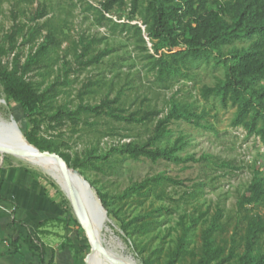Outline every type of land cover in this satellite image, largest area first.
I'll use <instances>...</instances> for the list:
<instances>
[{
	"label": "rangeland",
	"instance_id": "rangeland-1",
	"mask_svg": "<svg viewBox=\"0 0 264 264\" xmlns=\"http://www.w3.org/2000/svg\"><path fill=\"white\" fill-rule=\"evenodd\" d=\"M101 1L3 0L0 4V42H5L15 17L17 22L31 26L35 24L32 17L37 10L44 8L46 15L38 22H48L49 27L56 28L63 41L59 48L49 53L45 62L48 65L31 73L30 77L42 90L60 79L61 93L55 99L56 105L76 109L80 104L97 105L109 98L118 99L113 105L124 115L160 112L143 123L117 120L105 114H83L75 130L70 125L61 130L70 148L60 152L67 156L73 169L78 168L71 165L88 151L101 156L119 143L147 142L158 120L168 114L173 103L195 113L197 117H193L192 122L172 120L168 125L169 135L157 144L159 149L172 150L175 161L114 158L101 170L91 169L85 176L96 182L95 188L109 203L111 231L108 237L113 236L121 242L123 253L140 264L144 261L197 264L204 247L205 231L220 211L223 213L222 228L210 238L218 256L209 264H240L246 251L244 235L249 218L255 213L264 217V197L257 203L247 204L246 209L238 207V201L250 195L248 189L255 178L264 179V139L258 131L250 134L243 125L234 123L238 104L228 101L225 105L218 96H204L205 88L215 87L224 79L222 66L203 63L190 69L179 68L187 77L175 82L160 81L152 62L168 52V44L149 36L142 15L132 17L130 5L117 8L108 16L114 21L138 25L141 32L134 28L114 30L110 22L100 24L96 13L87 7L89 3L98 5ZM46 33L44 30L43 34ZM82 37L95 41H85L92 43L88 54L80 58L83 45L78 40ZM42 40L40 38L38 43ZM22 42L23 38L19 37L15 52L22 53L24 62L35 52L38 43L33 47V44L23 45ZM246 46L248 42L224 46L223 53L229 55ZM105 50L108 54L99 63L84 65V61ZM13 56L11 53L2 58L10 68ZM0 99L7 102L0 105V115L7 120L14 116L22 131H29L27 113L9 98L2 80ZM59 132L43 130L42 135L51 137ZM156 175L171 177L178 183L165 181L154 185L147 194L143 191L125 195L134 183ZM33 197L56 206L59 214L41 220L45 222L39 226L41 221H34L23 212L27 201ZM28 228L41 241L45 234L53 235L48 240L47 258L52 250H61L62 244L74 245L80 248H68L76 262L87 264L90 243L60 186L41 169L11 153L0 152V252L12 257L10 264L39 263L38 254L24 243ZM16 238L20 245L14 252L12 242ZM252 256H264V234L254 246Z\"/></svg>",
	"mask_w": 264,
	"mask_h": 264
},
{
	"label": "trees",
	"instance_id": "trees-1",
	"mask_svg": "<svg viewBox=\"0 0 264 264\" xmlns=\"http://www.w3.org/2000/svg\"><path fill=\"white\" fill-rule=\"evenodd\" d=\"M3 0H0V4ZM130 5L131 15L141 14L148 26L149 36L166 42L168 52L154 58L153 69L157 70L160 81L175 82L187 77L179 68L190 69L203 63L206 65L222 66L225 70L224 79L215 87H207L204 96H218L223 104L232 101L239 105L235 121L236 125H243L250 134L258 131L264 139V0H103L98 5L88 4L87 9L96 13L100 24L112 23L114 30L128 31L134 28L141 32V27L128 22L114 21L109 17L117 8ZM46 15V9H38L32 17L34 25L17 22L5 35V42H0V80L4 83L9 98L18 102L28 116L29 131H23L30 143H34L41 150L59 153L69 164L67 156L60 152L63 148H70L68 141L63 139L61 130L65 126H78L83 114L108 115L117 120L130 123H143L157 117L159 111L134 112L124 115L122 110L113 104L118 99H104L97 105L80 104L76 109L66 105H56L55 99L61 93L58 85L60 79L44 90L30 77V74L41 70L47 65V57L52 49L59 48L63 41L56 28L49 27L48 22L43 24L38 20ZM27 29V31H26ZM44 30L47 31L43 34ZM23 38V45H37L40 38L42 42L34 53H30L22 62V53L15 52L18 47V38ZM79 44L83 45L82 53L78 56L85 57L92 42L85 43V38H80ZM248 46L232 51L229 55L223 53L224 46L235 43H247ZM159 52V50H157ZM14 53L11 68L4 63L3 57ZM108 54L102 51L96 56L84 61V65L99 63ZM67 81V77L65 78ZM195 113L183 110L173 103L168 114L160 118L154 128L153 135L145 143L134 141L119 143L101 156H96L93 151H88L83 158H78L71 166L78 168L85 176L91 169L101 170L104 165L110 164L114 158L124 159H150L154 162L160 159L176 160L172 150H162L157 147L159 141L169 135L168 125L172 120L184 119L192 122ZM261 124V127H259ZM43 130L58 132L46 137ZM119 160V159H117ZM70 165V164H69ZM226 165V164H225ZM86 177V176H85ZM87 178V177H86ZM88 179V178H87ZM89 180V179H88ZM90 181V180H89ZM165 181L178 183L171 177L156 175L147 177L141 182L134 183L126 191V196L131 193H149L154 185ZM94 187L96 182L90 181ZM250 195L238 201L239 210L246 209L249 203H257L264 197V179L256 177L250 185ZM102 203L108 210L109 203L97 190ZM110 211L108 210V214ZM223 213L220 211L214 217L211 225L205 231L204 247L201 258L197 264H209L218 256L213 250L210 238L214 232L220 230ZM15 222L13 219L12 223ZM45 221L39 222L42 226ZM22 224V223H21ZM24 225V224H23ZM27 227V226H26ZM24 243L30 251L37 253L40 258L37 264H55L56 251H51L47 258L48 248L40 237L28 228ZM264 234V217L255 213L249 218L244 239L246 251L240 264H264V256H252L254 246ZM17 252L19 239L12 242ZM82 249L85 245H81ZM62 249L69 247L75 249L79 246L61 245ZM0 252V258L3 256ZM143 264H151L144 261Z\"/></svg>",
	"mask_w": 264,
	"mask_h": 264
},
{
	"label": "water",
	"instance_id": "water-1",
	"mask_svg": "<svg viewBox=\"0 0 264 264\" xmlns=\"http://www.w3.org/2000/svg\"><path fill=\"white\" fill-rule=\"evenodd\" d=\"M0 126V152L11 153L19 158L29 156L49 158L57 161L60 164L62 171L68 180L69 200L73 207L76 218L79 224L83 227L91 246V252L87 256V264L89 258L96 250L101 252L104 256L109 257L110 253L103 247L101 243H99L93 227L80 212L79 202H81L87 208L91 217H95L101 221H105L108 218V210L102 203V200L94 185L80 172L79 169H73L70 167L67 161L59 153L49 150H41L36 146L31 149L29 147L30 141L25 136L14 116H11L10 122L8 124L2 123ZM16 141H18V143H16ZM70 174L76 176L82 183L84 187V192L82 195H77L71 183ZM109 259L114 264H126L114 256H110Z\"/></svg>",
	"mask_w": 264,
	"mask_h": 264
},
{
	"label": "bare ground",
	"instance_id": "bare-ground-1",
	"mask_svg": "<svg viewBox=\"0 0 264 264\" xmlns=\"http://www.w3.org/2000/svg\"><path fill=\"white\" fill-rule=\"evenodd\" d=\"M6 103L7 102L5 100L0 99L1 106L6 105ZM9 122L10 120H7L0 115V125L2 123L8 124ZM16 143H18V141H16ZM29 147L33 149L35 145L30 143ZM21 159L41 169L43 172L49 175L60 186V188L63 190V192L69 199L68 180L64 172L62 171L60 164L57 161L49 159V158H40V157H33V156L23 157ZM70 180H71V183L77 195L78 196L82 195L84 192V187L82 183L79 181V179L73 174H70ZM79 207H80V212L83 215V217L87 219L89 223L91 224V226L93 227L97 240L110 253V256H114L120 259L121 261L125 262L126 264H140L132 256L125 255V253H123L124 248L121 246L120 244L121 242L118 243L119 241L117 242V240L113 236L108 237V233L111 231V227L109 225V223L111 222H110L109 217L105 221H101L100 219L91 217L89 211L81 202H79ZM109 257L104 256L101 252L96 250L89 258L88 264H114L110 261Z\"/></svg>",
	"mask_w": 264,
	"mask_h": 264
},
{
	"label": "crops",
	"instance_id": "crops-1",
	"mask_svg": "<svg viewBox=\"0 0 264 264\" xmlns=\"http://www.w3.org/2000/svg\"><path fill=\"white\" fill-rule=\"evenodd\" d=\"M25 207L26 208L25 210L23 209V212L25 211L26 214L31 216L30 218L34 221L35 220L41 221L46 218L57 216V214H59V210L56 206H53L49 202H45L44 200L38 197H33L31 198V200L27 201ZM52 237H53L52 234H45V237L42 239V241L46 244V246H48V240H50ZM24 250L25 249H23V251ZM6 257L3 256L0 258V264H10L11 263L12 257L11 256H6ZM55 263L56 264H78L76 262V259L73 256L72 251L68 247L65 249L61 248V250H59L58 252L56 251Z\"/></svg>",
	"mask_w": 264,
	"mask_h": 264
}]
</instances>
